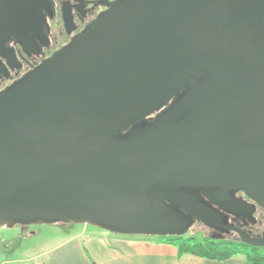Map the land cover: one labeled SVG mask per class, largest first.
<instances>
[{"label":"water","instance_id":"1","mask_svg":"<svg viewBox=\"0 0 264 264\" xmlns=\"http://www.w3.org/2000/svg\"><path fill=\"white\" fill-rule=\"evenodd\" d=\"M45 1L0 0V38ZM233 190L264 209V0H116L0 92V226L180 235L196 219L264 247L225 223L256 219Z\"/></svg>","mask_w":264,"mask_h":264},{"label":"flooded vegetation","instance_id":"2","mask_svg":"<svg viewBox=\"0 0 264 264\" xmlns=\"http://www.w3.org/2000/svg\"><path fill=\"white\" fill-rule=\"evenodd\" d=\"M114 1L116 0H46L39 5L37 13L32 14V21L25 27L17 29L22 35L21 40L16 37L15 33L0 38V92L23 79L57 50L69 44ZM1 33L2 31H0ZM179 94L142 117L141 122L143 124L150 123ZM133 125L131 124L122 132H127ZM197 194L205 202L213 205L203 196L201 189L197 191ZM231 195L253 203L252 213L256 219L253 222L238 215L225 213V223L241 227L251 236L261 235L264 231V209L247 197L242 190H233ZM193 225L200 227L210 237L216 234L223 236L220 239L238 240V233L232 229L228 228L220 232L196 219H193L190 228Z\"/></svg>","mask_w":264,"mask_h":264},{"label":"crops","instance_id":"3","mask_svg":"<svg viewBox=\"0 0 264 264\" xmlns=\"http://www.w3.org/2000/svg\"><path fill=\"white\" fill-rule=\"evenodd\" d=\"M62 233L49 234L20 256L0 264H246L237 253L225 259L179 254L177 246L150 237L109 231L97 225L52 223ZM3 228V226H2Z\"/></svg>","mask_w":264,"mask_h":264},{"label":"trees","instance_id":"4","mask_svg":"<svg viewBox=\"0 0 264 264\" xmlns=\"http://www.w3.org/2000/svg\"><path fill=\"white\" fill-rule=\"evenodd\" d=\"M54 223H63L55 221ZM18 225V224H17ZM195 232L187 235H161V241L177 246L179 254L190 253L209 259H225L240 253L245 256L246 264H264V248L254 247L234 239H215L204 234L195 236Z\"/></svg>","mask_w":264,"mask_h":264},{"label":"rangeland","instance_id":"5","mask_svg":"<svg viewBox=\"0 0 264 264\" xmlns=\"http://www.w3.org/2000/svg\"><path fill=\"white\" fill-rule=\"evenodd\" d=\"M70 225L81 226L82 223H72ZM193 231L195 236L201 237L205 233L197 225H193L186 234L190 235ZM62 233L61 227L52 223L27 224L26 227L15 225L12 227L0 226V263L5 259H13L20 256V250L25 246L32 247L42 238H46L49 234ZM139 237H150L156 239H164L161 235H142Z\"/></svg>","mask_w":264,"mask_h":264}]
</instances>
